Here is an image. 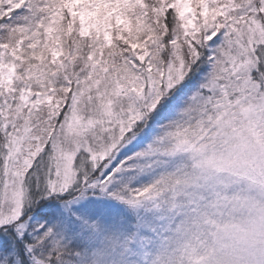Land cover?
Returning <instances> with one entry per match:
<instances>
[{
  "label": "snow or ice",
  "instance_id": "obj_1",
  "mask_svg": "<svg viewBox=\"0 0 264 264\" xmlns=\"http://www.w3.org/2000/svg\"><path fill=\"white\" fill-rule=\"evenodd\" d=\"M0 264H264V0H0Z\"/></svg>",
  "mask_w": 264,
  "mask_h": 264
}]
</instances>
